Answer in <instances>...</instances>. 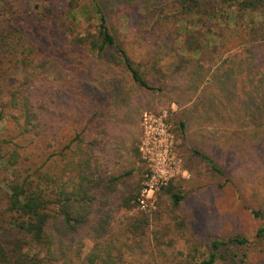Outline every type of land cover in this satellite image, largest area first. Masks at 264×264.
Here are the masks:
<instances>
[{"label":"trees","instance_id":"obj_1","mask_svg":"<svg viewBox=\"0 0 264 264\" xmlns=\"http://www.w3.org/2000/svg\"><path fill=\"white\" fill-rule=\"evenodd\" d=\"M176 1L178 8L171 18L183 35L178 46L174 37L169 41V35L162 32L160 18L150 21L145 16L139 22L141 42L153 45L147 52L149 60L133 59L117 40L99 0H88V8L71 11L72 16L95 17L94 32L58 40L42 52L34 35L24 34L22 43L13 46L9 66L2 72L6 99L1 103L0 121L5 110L14 111L9 121L22 143L0 141L6 188L0 203L6 201L8 220L23 236L7 246L0 243V264H124V254L137 247H132L130 238L137 229L149 226L148 219L126 221L124 216L116 224V214L132 208L131 201L141 191L132 186V170H114L111 140L116 128L104 122L113 102L131 96L119 87L120 74L144 91L155 89L150 82L158 84L156 91L166 95L169 104L182 107L194 102L200 125L214 127L222 140L235 143L233 148L239 150L245 143L251 150L264 142V37L218 65V40L212 39L209 29L219 19L215 13L219 11L224 22L234 23L231 9L253 24L255 15L264 12V0H220L215 12L203 10V0ZM10 34L0 31V49L6 47ZM158 44L173 45L177 54L187 56L167 58L170 51H155ZM74 77L97 84L107 99L106 105L99 104L86 118L78 116L79 129L64 140L63 125L70 115L62 111L54 117L49 110L55 103L54 92L70 89ZM193 81L197 85H190ZM228 126L235 128L224 131ZM180 127L183 131V122ZM39 141L52 149L41 164L36 161ZM194 153L219 176L223 174L209 156ZM164 192L174 206L182 200L171 185ZM139 199L138 195L136 203ZM228 242L244 244L246 240H212L206 258L196 264H215Z\"/></svg>","mask_w":264,"mask_h":264},{"label":"rangeland","instance_id":"obj_2","mask_svg":"<svg viewBox=\"0 0 264 264\" xmlns=\"http://www.w3.org/2000/svg\"><path fill=\"white\" fill-rule=\"evenodd\" d=\"M99 1H102L108 27L137 61L149 60L147 52L153 46L150 42H141L139 38V22L145 16L150 21L160 18L162 32L169 35V41L174 37L176 46L183 39L171 18L178 8L176 0ZM219 1L203 0L202 9L215 12L212 10L220 8ZM87 3L88 0H0V31L11 33L6 47L0 49V110L3 108L1 103L6 99L2 72L9 66L7 62L8 58H12L13 46L22 43L24 34L34 35L39 52H42L58 40L65 41L88 31L94 32L97 25L95 17L71 14L72 8H88ZM215 13L219 19L209 29L213 33L212 39L218 40L219 53L215 61L218 65L234 54H241L248 43H257L264 37L263 11L255 15L253 24L246 22L244 15L234 9L229 11L234 16V23L224 22L225 17L220 15V11ZM154 49L162 53L170 51L167 58H171L172 54L187 56L177 54L178 50L173 45L166 48L158 44ZM74 78L76 80L70 89L54 92L55 103L49 110L54 117L62 111L70 115L63 125L64 140L73 137L74 130L79 129L78 116L86 118L99 108V104L106 105L107 99L106 93L101 92L97 84L89 82L88 85L82 78ZM118 84L131 96L121 102H113L104 116V122L116 128L111 140V158L116 162L115 171H133L132 186H138L141 193L131 201L132 208L117 212L116 224L118 217L124 216L128 217L126 221L133 217H145L149 223L144 230L137 229L132 234L129 243L137 247L124 254V264H196L206 258L212 240L227 241L235 237L246 242L223 245L215 264H264V142L251 150L244 143L238 150L233 148L235 143L231 139L222 140L221 132H215L214 127L200 125L194 102L182 107L169 104L167 96L156 91L158 84L150 82L155 89L144 91L123 74H120ZM190 85L197 83L193 81ZM193 97L195 99V95ZM3 113L0 141L21 144L22 140L16 138L9 121V115L15 112L7 109ZM181 122L184 124L183 131ZM234 128L228 126L224 131ZM38 145L36 161L41 164L52 149L46 148L42 141ZM194 151L209 156L223 170V174L219 176ZM153 171L161 175L157 184L150 182ZM4 175L3 165H0L2 198L6 197V188L2 183ZM163 179L168 181L160 185L165 181ZM169 185L174 193L182 196L177 206L164 192ZM149 186L152 189L143 192V188ZM138 195L144 207L136 203ZM6 207L7 203L3 200L0 203V243L5 246L23 236L8 220ZM256 212L260 215L256 216ZM260 230L263 232L258 234ZM143 234V239L138 240ZM139 244L143 247L139 248ZM32 250L33 253L35 248Z\"/></svg>","mask_w":264,"mask_h":264},{"label":"built area","instance_id":"obj_3","mask_svg":"<svg viewBox=\"0 0 264 264\" xmlns=\"http://www.w3.org/2000/svg\"><path fill=\"white\" fill-rule=\"evenodd\" d=\"M165 152L167 153L168 152V149H166ZM153 172H154L153 175H151V177H150V182H154L155 184H157V182L159 181V180H157V178H161V175L158 174V173H156V171H153ZM163 180H165V181H162V183H160V185H164L168 181L166 179H163ZM151 189H152L151 186H149V188L148 187H144L143 188V192H145L146 190H149L150 191ZM138 202L141 204V207H144V204H143V201L142 200L139 199Z\"/></svg>","mask_w":264,"mask_h":264}]
</instances>
